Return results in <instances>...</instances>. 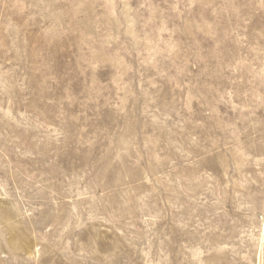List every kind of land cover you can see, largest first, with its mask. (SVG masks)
<instances>
[{"label": "rangeland", "instance_id": "374dc122", "mask_svg": "<svg viewBox=\"0 0 264 264\" xmlns=\"http://www.w3.org/2000/svg\"><path fill=\"white\" fill-rule=\"evenodd\" d=\"M0 264H264V0H0Z\"/></svg>", "mask_w": 264, "mask_h": 264}]
</instances>
